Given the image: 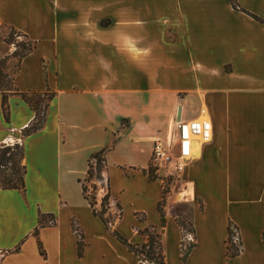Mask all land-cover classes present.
Listing matches in <instances>:
<instances>
[{
  "label": "crops",
  "instance_id": "0c3cea01",
  "mask_svg": "<svg viewBox=\"0 0 264 264\" xmlns=\"http://www.w3.org/2000/svg\"><path fill=\"white\" fill-rule=\"evenodd\" d=\"M235 1L0 0V38L14 27L34 42L19 64L0 40L13 88L55 93L44 127L24 136L36 112L10 93L7 121L0 91V148L22 144L27 168L25 190L0 189V264H140L127 243L151 233L165 264H264V0ZM178 119H206L212 136L194 142L163 226V182L147 170L155 140L178 144ZM91 166L106 179L94 206L106 191V215L118 214L110 225L85 196Z\"/></svg>",
  "mask_w": 264,
  "mask_h": 264
},
{
  "label": "trees",
  "instance_id": "16d2710c",
  "mask_svg": "<svg viewBox=\"0 0 264 264\" xmlns=\"http://www.w3.org/2000/svg\"><path fill=\"white\" fill-rule=\"evenodd\" d=\"M232 5L234 8L239 9V6L235 0H232ZM245 12L249 13L248 11H245ZM252 16L260 21H263L261 18H259L256 15H252ZM9 30L10 31L8 32V34L4 38H0V40H3L9 44L15 45L16 50L14 51L13 55L19 59V64H20L22 59L33 50L34 42L30 40L26 34L15 29L14 27H10ZM7 59L8 57L0 59V91L2 93L3 113H4L6 120L9 121L10 107L8 104V95L10 93H16V94L21 95V97L36 112V115L33 121L22 131L24 136H29L41 130L44 127L46 120H47V110H48L49 102L53 99V97L55 96V93L50 90L39 92V91H18L14 89L12 78L5 72ZM24 156H25L24 147L20 143H16L12 145H4L0 148V189H19V190L26 189L25 175L27 173V168L23 162ZM147 174L151 180L163 179L159 175V173H157V169L156 167L153 166L152 163L149 169L147 170ZM163 186H164V197L159 202L158 209L162 216V225L165 226L166 225V214H165L166 195L170 192V190H169V186L167 185H163ZM89 201L91 205L94 207V213L96 215L101 216L95 209L94 198H91ZM106 202H107V197L104 198L103 200V212L107 210L105 206ZM103 219L108 225L111 224L110 219H106V218H103ZM177 221L180 227L182 228L183 232L191 231L192 224L188 220L180 217L177 219ZM40 223L41 225L45 223L44 215L41 216ZM233 228H236V226L233 224V222H230L229 227H228L229 235L227 238V246H226L228 257L237 256L241 253V250H242V243L240 247L238 244H235L233 242V239H232ZM73 229L78 239V254L79 256H82L84 245H85L83 241V234L80 231L79 227L76 226L74 222H73ZM158 238H159V241L157 240ZM121 239L127 243V241H125L123 238ZM127 244L129 245L131 249L135 248L132 244L130 243H127ZM146 247L149 248V250L147 251L149 255L154 256L157 253L161 254L163 257L162 264H165L162 237L160 236V234L155 235L151 233L149 236L148 244L142 245L139 248L145 249ZM191 247L192 245L190 244L185 245L184 243H182L181 253L183 254V258H186L187 251H189ZM151 259H153V257H151Z\"/></svg>",
  "mask_w": 264,
  "mask_h": 264
},
{
  "label": "built area",
  "instance_id": "2783aa9c",
  "mask_svg": "<svg viewBox=\"0 0 264 264\" xmlns=\"http://www.w3.org/2000/svg\"><path fill=\"white\" fill-rule=\"evenodd\" d=\"M212 136V125L208 120L192 119V120H177L176 135L178 140V153H172L173 142L165 145L162 141H156L153 145L152 163L156 167L157 172L167 173L170 170H174L177 173H183L187 167V163L193 157V147L196 138H200L203 142L210 140ZM97 158V157H96ZM96 161V160H95ZM92 169V168H91ZM94 169V168H93ZM95 170V169H94ZM106 183L105 177L102 175V179L99 181ZM85 196L88 200L91 199L92 189L85 186ZM104 192V191H103ZM107 197L105 203L106 209L112 207L111 199L108 198L107 192L105 191L104 198ZM103 203V201H102ZM98 212V211H97ZM187 238L190 242L194 241V234L188 232ZM233 242L241 247V238L237 228H233Z\"/></svg>",
  "mask_w": 264,
  "mask_h": 264
},
{
  "label": "rangeland",
  "instance_id": "374dc122",
  "mask_svg": "<svg viewBox=\"0 0 264 264\" xmlns=\"http://www.w3.org/2000/svg\"><path fill=\"white\" fill-rule=\"evenodd\" d=\"M5 31H6L5 34L7 35L8 32H9V30L8 29H5ZM163 112H165V111H163ZM171 135H174V134L172 133ZM171 135L166 136L167 137V140L165 142H163L165 145H167V141H169V139L170 140L172 139L171 142H173V138H170ZM156 141H162V140L157 139V140H155V142ZM14 144H16V143H14ZM172 153L174 155L178 153V144L177 145L175 144V147L173 148ZM91 168H93V166H91ZM95 171H96V169H95ZM95 171L92 172V169H91V171L89 172L88 179H87L88 181H87V183H85V186L87 187V189H89V187L92 189V194L90 196H91V198H94V202L96 203V197H95L94 194H95V191H97V184H99V185H102V184L105 185V182L103 180L102 181L101 180L100 181L98 180L99 178L102 179V175L101 174L96 175L97 172L95 174ZM159 174L163 178V179H161L162 182H163V185L169 186V190L170 191L172 190V188L174 186H176V189L179 192V189L178 188L180 187L181 183L184 182V179H183L181 173H177L174 170H170L167 173L159 172ZM187 193L189 194L190 192H187ZM95 209L98 211V213L102 217H104L106 219H110L112 222H114L117 219V215H118L117 212L115 214H110V215H106V213L108 212L107 210L105 212H103V203L100 205V207H95ZM186 232H184V233H186ZM160 236L162 237V235H160ZM157 240L159 241V238ZM134 250L136 252H138V254L140 255V259L142 260L140 264H162L163 263V257H162L161 254H158L157 253V254H155L153 256V255H149L147 253V251L149 250L148 247H146L145 249H142V248H134ZM188 253H189V251H187V256H188ZM151 257H153V259H151ZM182 257H183V254H182Z\"/></svg>",
  "mask_w": 264,
  "mask_h": 264
},
{
  "label": "bare ground",
  "instance_id": "6f19581e",
  "mask_svg": "<svg viewBox=\"0 0 264 264\" xmlns=\"http://www.w3.org/2000/svg\"><path fill=\"white\" fill-rule=\"evenodd\" d=\"M200 120H203V119H200ZM196 139H197V140H200V138H198V137H197Z\"/></svg>",
  "mask_w": 264,
  "mask_h": 264
}]
</instances>
